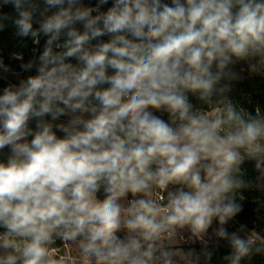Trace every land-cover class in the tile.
<instances>
[{
  "label": "clouds",
  "instance_id": "obj_1",
  "mask_svg": "<svg viewBox=\"0 0 264 264\" xmlns=\"http://www.w3.org/2000/svg\"><path fill=\"white\" fill-rule=\"evenodd\" d=\"M108 4L0 0V31L45 41L0 58V264H210L212 237L223 264L264 256L225 227L264 191V112L230 95L236 63L264 77V0Z\"/></svg>",
  "mask_w": 264,
  "mask_h": 264
},
{
  "label": "trees",
  "instance_id": "obj_2",
  "mask_svg": "<svg viewBox=\"0 0 264 264\" xmlns=\"http://www.w3.org/2000/svg\"><path fill=\"white\" fill-rule=\"evenodd\" d=\"M84 3L89 6H94L96 0H84ZM109 6H111V0H109V4L105 5L102 10H106ZM3 11L10 12L12 9L9 6L4 8ZM15 31V28L11 25H8L3 31H0V58L5 59L8 55L12 56L13 53H22L24 62H27L33 56V47H37L39 52L43 51L45 42L43 38L40 40L39 45H34L30 38L17 37ZM232 67L233 70L240 72L243 77V79L233 82V92L230 94L232 98L253 114H255L257 107L264 112V77L249 74L247 71V63L243 61L236 63ZM31 74H34V72ZM4 86H6V82L0 80V90ZM243 170L245 171V179L249 175L251 177L254 174L252 170L248 171L246 163L243 165ZM243 196L245 198L242 201L238 199V202L242 204V211L235 219L239 220L245 227L255 231L257 234L264 235V191L246 189L243 190ZM214 245H209L210 249ZM218 245V248L214 249V255L210 264H223L222 257L231 253L228 242H221ZM194 248L199 251L201 245H195ZM243 264H264V256L256 255L251 260L244 261Z\"/></svg>",
  "mask_w": 264,
  "mask_h": 264
},
{
  "label": "rangeland",
  "instance_id": "obj_3",
  "mask_svg": "<svg viewBox=\"0 0 264 264\" xmlns=\"http://www.w3.org/2000/svg\"><path fill=\"white\" fill-rule=\"evenodd\" d=\"M32 58V57H30ZM29 58V59H30ZM3 59V58H2ZM28 59V60H29ZM3 61L6 63V64H9L13 69L15 70H19V64H20V61H17L15 60L11 55H8L5 59H3ZM25 61V60H24ZM31 73H23L22 75L24 76H27ZM9 81L11 82H17L16 81V78L12 77V76H9ZM246 166H248V171L252 170V172L254 173L251 177L250 175L248 176V178L246 180H249V181H255L256 180V177H257V173L256 171L254 170V162H246ZM252 189H255V188H252ZM241 225L244 226V224H242L239 220L237 219H234L233 221H230L225 227L228 229L229 232H232V231H236L238 230ZM213 227H216V222H214L213 224ZM211 231V230H210ZM253 232V230H250L249 228L247 227H244V231L241 232L240 234L241 235H248V234H251ZM255 232V231H254ZM221 243V242H227L225 240H218L217 238L215 237H212L211 238V242L212 244H216V243ZM195 245H200L198 242L193 244V245H190V244H184L182 245L183 249L185 251H187V249H189L190 247H194Z\"/></svg>",
  "mask_w": 264,
  "mask_h": 264
},
{
  "label": "built area",
  "instance_id": "obj_4",
  "mask_svg": "<svg viewBox=\"0 0 264 264\" xmlns=\"http://www.w3.org/2000/svg\"><path fill=\"white\" fill-rule=\"evenodd\" d=\"M58 243H59V241H58ZM218 243V242H217ZM212 243H210V245H211Z\"/></svg>",
  "mask_w": 264,
  "mask_h": 264
},
{
  "label": "crops",
  "instance_id": "obj_5",
  "mask_svg": "<svg viewBox=\"0 0 264 264\" xmlns=\"http://www.w3.org/2000/svg\"><path fill=\"white\" fill-rule=\"evenodd\" d=\"M235 219V218H234Z\"/></svg>",
  "mask_w": 264,
  "mask_h": 264
}]
</instances>
